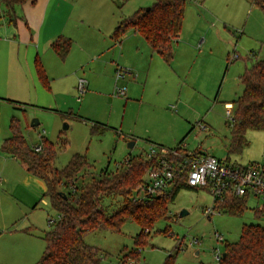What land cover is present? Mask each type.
<instances>
[{
	"label": "rangeland",
	"instance_id": "1",
	"mask_svg": "<svg viewBox=\"0 0 264 264\" xmlns=\"http://www.w3.org/2000/svg\"><path fill=\"white\" fill-rule=\"evenodd\" d=\"M153 3L68 0L54 24L68 23L70 16L64 15L71 5L84 23L75 30L65 60L52 50H36L34 43L29 49L14 43L20 36L8 23L0 28V264H38L49 221L58 218L43 197L44 186L3 151L12 125L19 126L32 148L56 144L54 166L59 169L74 155H86L92 164L86 179L104 170L120 172L130 156L144 155L153 146L264 168V131L247 132L239 153L230 149L233 103L244 92L241 77L264 61V12L253 0H186L182 33L168 64L139 34L129 32L120 43L110 32L116 20ZM23 7L17 8L18 17ZM37 57L47 83L37 73ZM118 69L123 71L119 80ZM80 79L88 82L85 92L78 88ZM118 86L127 88L126 96L116 94ZM35 121L39 124L32 126ZM96 124L107 127L102 135L93 132ZM214 200L207 190L182 189L169 213L142 233L143 244L137 243L141 228L135 221H127L119 232L89 233L84 241L101 251V264H117L131 254L136 257L130 264H164L169 255H176V264H215V249L223 252L226 242H237L243 225H264V214L256 211L264 199L249 198L242 215L216 210L208 216ZM195 240L199 243L191 246Z\"/></svg>",
	"mask_w": 264,
	"mask_h": 264
},
{
	"label": "trees",
	"instance_id": "2",
	"mask_svg": "<svg viewBox=\"0 0 264 264\" xmlns=\"http://www.w3.org/2000/svg\"><path fill=\"white\" fill-rule=\"evenodd\" d=\"M36 1L0 0V28L4 20L17 26V8ZM253 3L264 12V0H253ZM185 6L186 0H154L148 10L140 9L132 17L122 18L112 38L120 42L128 32L139 34L155 53L170 63L174 45L182 33ZM72 46L70 38L60 36L52 44V50L65 60ZM35 66L41 81L47 83L38 57ZM241 82L244 92L233 103L231 125L230 149L235 153L245 147L247 132L264 131V61H257L247 70ZM106 129L104 125L96 124L93 132L102 135ZM12 132V136L3 143V151L17 159L28 173L45 182L47 192L44 197L49 199L58 215L56 220L50 221V229L43 236L46 245L38 264H101L103 254L85 243L87 234L99 230L119 232L127 221H135L141 228L137 243L143 244L146 240L141 238L142 233L169 213V204L178 193L182 189L196 190L188 187L181 178L168 194L141 198L145 176L152 167V160L145 154L130 156L120 172L111 174L109 170H104L100 175H91L86 179L87 171L92 168L86 155H74L66 167L59 169L54 166L58 154L56 144L47 141L38 152L29 146L19 126L12 125ZM248 200L247 196L228 198L223 211L242 215ZM256 211L262 216L264 207ZM135 257L134 254L124 255L117 264H130L129 260ZM164 264H176V255H169ZM220 264H264V225H243L240 239L225 243Z\"/></svg>",
	"mask_w": 264,
	"mask_h": 264
},
{
	"label": "built area",
	"instance_id": "3",
	"mask_svg": "<svg viewBox=\"0 0 264 264\" xmlns=\"http://www.w3.org/2000/svg\"><path fill=\"white\" fill-rule=\"evenodd\" d=\"M122 73V70L117 71V80L123 77ZM86 88V81L81 80L79 90L85 92ZM116 94L126 96L127 88L118 86ZM35 150L40 152L42 147ZM145 156L152 160V167L145 176L141 198L168 194L183 178L188 187L207 190L214 197V208L206 210L208 216L216 210L219 214L224 213L223 206L228 198L247 196L264 199V168L256 164H229L210 155L186 152L181 147L167 149L153 146L145 152ZM216 237L220 242L225 241L221 234L217 233ZM198 243L195 240L190 245ZM221 259V250L215 249V264H220Z\"/></svg>",
	"mask_w": 264,
	"mask_h": 264
},
{
	"label": "crops",
	"instance_id": "4",
	"mask_svg": "<svg viewBox=\"0 0 264 264\" xmlns=\"http://www.w3.org/2000/svg\"><path fill=\"white\" fill-rule=\"evenodd\" d=\"M66 3H68V0H37L36 3H34V4L32 2L26 3L24 5V7L22 8L23 9V11H22L23 17H18L17 26L12 25L15 27V30L18 31L17 34H19V36H20L18 40H15L16 39V35H15V38L13 40L14 43H17L19 45H25L27 47V49H29V47L33 46V43H34V44H36L35 45L36 50H42L43 52L48 53L49 50H52V44L54 43V41L58 37L64 36V37L70 38V39L76 38L75 37L76 36L75 30H79L80 27L83 26L84 20L79 15V13L77 11H75V8L72 5H71V9L64 15V16H70V18L68 19V23L62 24V27H59L58 25L54 24L55 23L54 18L61 12L62 7ZM47 17L49 20L48 24L46 21ZM121 20H119V21L116 20L115 25H113L111 27L112 29L110 32H113L112 36L115 32V29L118 27L119 23L121 22ZM70 21H72L74 23L72 25V27L71 26L68 27ZM4 23H7V21L4 20ZM45 29H46V33L44 32V34H43V30H45ZM12 33H14V32H12ZM132 33H134V32H132ZM13 41H12V47H14ZM121 41H120V43H121ZM6 43H9V42H6ZM19 47H18V52H20ZM173 59H174V55H173V58H172L170 63L166 62L164 59L163 60L168 64H172ZM26 62H28V59L26 60ZM81 80H84L87 82L86 79H80L79 82ZM78 88H79V83H78ZM141 98L143 100L144 95L143 96L141 95ZM11 158L14 159L15 161H18L17 159H15L13 157H11ZM217 159H219V158H217ZM219 160H221V159H219ZM28 174L31 175L30 179L33 182L41 183L44 186V193H43V197H44L45 193L47 192V186H46L45 182L42 179H40V178L30 174V173H28ZM36 180H38L39 182H37ZM0 181H2V178ZM197 190H201V189H196L195 191H197ZM51 220H53V219H50V221ZM50 221H49V223H50Z\"/></svg>",
	"mask_w": 264,
	"mask_h": 264
},
{
	"label": "water",
	"instance_id": "5",
	"mask_svg": "<svg viewBox=\"0 0 264 264\" xmlns=\"http://www.w3.org/2000/svg\"><path fill=\"white\" fill-rule=\"evenodd\" d=\"M37 124H39V122L38 121H35V122H33V124H32V126H36ZM67 127V126H66ZM134 145V143H131L130 144V147H132ZM67 197V196H66ZM184 213V212H183Z\"/></svg>",
	"mask_w": 264,
	"mask_h": 264
}]
</instances>
